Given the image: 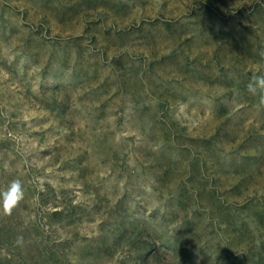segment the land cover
<instances>
[{
    "label": "rangeland",
    "instance_id": "1",
    "mask_svg": "<svg viewBox=\"0 0 264 264\" xmlns=\"http://www.w3.org/2000/svg\"><path fill=\"white\" fill-rule=\"evenodd\" d=\"M257 74L264 0H0V264H264Z\"/></svg>",
    "mask_w": 264,
    "mask_h": 264
},
{
    "label": "clouds",
    "instance_id": "2",
    "mask_svg": "<svg viewBox=\"0 0 264 264\" xmlns=\"http://www.w3.org/2000/svg\"><path fill=\"white\" fill-rule=\"evenodd\" d=\"M250 93L255 94L258 90H264V75H254L247 85ZM24 189L19 179L13 180L9 186L0 192V213L11 215L12 210L23 199ZM17 244L23 243V237H19Z\"/></svg>",
    "mask_w": 264,
    "mask_h": 264
}]
</instances>
